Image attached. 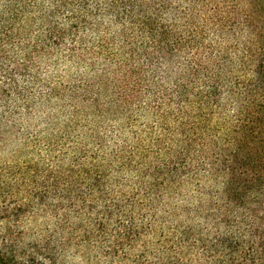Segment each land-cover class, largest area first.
<instances>
[{
    "label": "rangeland",
    "instance_id": "1",
    "mask_svg": "<svg viewBox=\"0 0 264 264\" xmlns=\"http://www.w3.org/2000/svg\"><path fill=\"white\" fill-rule=\"evenodd\" d=\"M78 59L0 106V264H264V207L221 195L154 88L128 100Z\"/></svg>",
    "mask_w": 264,
    "mask_h": 264
},
{
    "label": "trees",
    "instance_id": "2",
    "mask_svg": "<svg viewBox=\"0 0 264 264\" xmlns=\"http://www.w3.org/2000/svg\"><path fill=\"white\" fill-rule=\"evenodd\" d=\"M58 54L102 61L128 100L154 88L221 195L264 207V0H0L1 107Z\"/></svg>",
    "mask_w": 264,
    "mask_h": 264
}]
</instances>
